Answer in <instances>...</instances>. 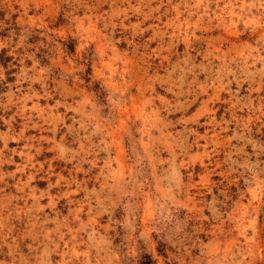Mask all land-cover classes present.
<instances>
[{
    "label": "rangeland",
    "instance_id": "obj_1",
    "mask_svg": "<svg viewBox=\"0 0 264 264\" xmlns=\"http://www.w3.org/2000/svg\"><path fill=\"white\" fill-rule=\"evenodd\" d=\"M264 264V0H0V264Z\"/></svg>",
    "mask_w": 264,
    "mask_h": 264
},
{
    "label": "trees",
    "instance_id": "obj_2",
    "mask_svg": "<svg viewBox=\"0 0 264 264\" xmlns=\"http://www.w3.org/2000/svg\"><path fill=\"white\" fill-rule=\"evenodd\" d=\"M140 264H157L156 260L151 255L146 254L142 257Z\"/></svg>",
    "mask_w": 264,
    "mask_h": 264
}]
</instances>
